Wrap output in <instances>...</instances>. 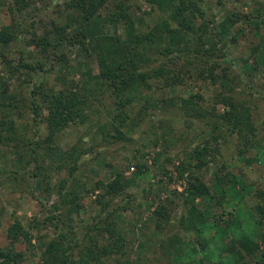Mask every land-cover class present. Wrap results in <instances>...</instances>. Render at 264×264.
<instances>
[{
  "label": "rangeland",
  "instance_id": "obj_1",
  "mask_svg": "<svg viewBox=\"0 0 264 264\" xmlns=\"http://www.w3.org/2000/svg\"><path fill=\"white\" fill-rule=\"evenodd\" d=\"M13 1L0 0V29L12 24L9 7L13 5ZM29 1L31 5L25 9L24 18L19 20L27 27L37 28L39 35L46 31L54 32L50 38L54 43H61L58 51L65 56L47 76L48 86L56 89L69 87L71 93L77 96L81 94L82 82H87L86 85L91 89L99 77L97 40L104 38L105 33H113L115 28L112 25L106 26L103 17L98 16L86 21L77 12L65 10L64 0ZM122 2L126 5L133 4L131 11L136 18L141 19L143 31L149 30L157 22V15L149 14L151 9L145 0H111V6ZM202 4L207 11L206 16L214 21V30L218 37L222 40L232 36L237 38L234 45H228L229 57L225 62L231 67L229 72L236 81L237 99L253 108L259 128L258 136L248 146L249 150L241 153V146L235 136L227 137L225 142H221L219 152L208 157V160L212 161L209 166L198 173L203 181L212 187V196L188 199L186 177L181 179L177 169L180 166L179 157H183L185 151H190L209 135L199 137L195 126L188 127L185 123L162 124L156 116H153L151 123L149 117L142 126L130 133L117 127L102 132L100 124L104 122L101 116L104 114L102 102L105 99L96 100L93 119L88 125L72 126L61 134L57 139L60 145L58 151L48 156L46 162L40 157L45 154L43 148L38 149L36 154L37 158L40 157L41 167L48 169L50 164L66 166V161L63 162L66 151L75 144L83 143L87 148L90 144L95 147L93 153L83 158V166L78 171V181L72 182L75 183L76 191L83 197L81 206L74 204L60 210L58 214L63 223H60L61 227L57 229L56 225L46 220L51 215L50 208L57 196L53 195L50 200L47 199V192L41 184L42 177L33 175L36 163H26L31 158V149L35 145L18 142L17 146L15 143L2 146L0 247L23 252L22 264H58L54 255L43 254L42 244L52 240L62 228L70 230L71 227L77 236L83 235L96 213L95 201L99 193H88L85 188L90 189L97 180L110 179L122 170H125L127 191L115 205L130 202L128 211L118 215L129 239L135 240L136 243L146 242L147 239L149 243L147 236L153 231L151 214L157 203L174 201L169 205L174 225L169 227L165 234L157 237L156 251L152 250L154 254L147 253L146 250L144 253L134 252L132 258L136 261L135 264H203L200 260L204 253L221 264H259L258 260L264 252V0H202ZM138 5H142V8ZM234 13L243 16L241 21L233 25L228 17ZM245 15L250 19L247 20ZM118 29L120 33L124 32L122 26ZM83 33L87 35L85 50L79 45L69 44L70 38L74 35L81 37ZM25 35L26 38L30 37L29 32H25ZM27 49L37 52L34 46ZM7 55L14 59L20 56L13 44ZM180 63L182 69L189 68L193 71V77L186 75V83L178 88H169L170 94L174 96L200 92L210 96L212 90L207 87V82L198 78L201 66L187 63L185 57H182ZM42 78L40 74L31 76L23 71L12 76L7 64L0 57V84L6 83L9 86V93L0 95V102L13 104L15 109L11 115L18 126L24 127L29 122L23 135L26 143L29 139H44L47 133L44 124L40 125L39 133L31 119L30 92ZM137 109L138 105L134 111ZM1 116L0 114V118ZM152 125L155 126L153 129ZM125 132L132 140L119 139ZM155 136L161 140L157 146L155 141H151L156 139ZM116 139L119 140L115 142ZM212 146L215 147L214 144ZM20 154L25 157L18 156ZM157 154H161V157L155 164ZM142 163L152 166V170L139 175L136 164ZM63 168L56 174L47 170L46 173L53 176V184L68 176V170ZM165 170L167 174H157V171ZM174 191L178 193L175 194ZM195 205L198 208H194ZM228 212L234 214L232 221L225 227L214 226L216 220ZM34 218H38L42 223L41 230L31 231L29 244L23 241L12 244L8 230L16 219L28 226ZM184 218V226L180 230L177 229ZM225 218L228 219V216ZM193 221L203 226L202 233L194 231L193 234ZM185 232H191V235L187 237ZM195 238L203 244L204 253L197 254L189 246L190 239ZM200 246L202 249V245ZM108 260L109 262L105 261L106 264L116 263L114 256Z\"/></svg>",
  "mask_w": 264,
  "mask_h": 264
},
{
  "label": "trees",
  "instance_id": "obj_2",
  "mask_svg": "<svg viewBox=\"0 0 264 264\" xmlns=\"http://www.w3.org/2000/svg\"><path fill=\"white\" fill-rule=\"evenodd\" d=\"M145 1L151 9L149 14L157 15V22L149 30L143 31L141 19L136 18L131 11L133 4L126 5L122 2L111 6V0H64L65 10L77 12L86 21L98 16L103 17L106 26L112 25L115 28L113 33H105L104 38L97 40L99 77L91 89L86 85L87 82H82L81 94L78 96L71 93L69 87L56 89L48 86L47 76L65 56L58 51L61 43H54L50 38L51 33L54 32L46 31L39 35L37 28L27 27L19 20L24 18L25 9L31 5L29 0H14L13 5L9 7L12 24L0 29V46L3 48L0 47V57L7 64L11 75L16 76L23 71L31 76L40 74L44 78L31 89L30 108L31 119L37 131L40 133L41 124L45 125L47 131L44 139H35V141L29 139L26 143L23 135L29 122L24 127L18 126L11 115L15 109L13 104L0 102L2 115L0 159L2 146H9L11 143L17 146L18 142L35 145L31 149V158L26 163L27 165L32 161L36 163L33 175L37 178L42 177L41 184L43 190L47 192V199L50 200L53 195L57 196L50 208L51 215L46 219L56 225L57 229L61 227L60 223H63L58 214L60 210L74 204L81 206L80 201L83 197L76 191L75 183L72 182L78 181V171L83 166L82 160L86 155L93 153L95 147L89 144L87 148L83 143L71 146L66 151L63 161H66V166L50 164L48 169L42 168L39 158L46 162L48 156L58 151L60 145L57 139L69 128L90 123L96 100L106 101L102 102L105 108L101 116L104 122L100 121L102 132L117 127L124 128L130 133L138 126H142L149 117L151 123L153 116H156L162 124L185 123L188 127L195 126L199 137L204 134L209 135L190 151H185L183 157H179L180 166L177 169L181 179L186 177L188 199H204L212 196V187L203 181L198 173L212 162L208 157L220 149L221 142H225L227 137L235 136L241 146L240 152L244 153L249 150V144L258 136L259 128L253 108L237 99L236 81L229 72L231 67L225 62L229 57L228 45H234L237 38L232 36L222 40L218 37L214 30L213 19L206 16L207 11L202 0ZM138 7L142 8V5ZM242 16L240 13H234L228 18L234 25L242 20ZM245 16L247 20L250 19ZM120 26L124 28L123 33L119 32ZM54 29L58 31L57 28ZM25 32H29V38H26ZM86 41L87 35L83 33L81 37L74 35L70 38L69 44L79 45L85 50ZM12 44L20 54L18 59L7 55ZM31 46L37 48V52L27 49ZM182 57H185L187 63L201 66L198 78L207 82V87L212 90L210 96L200 92H192L189 95L170 94L169 88H178L186 83L188 79L186 75L189 78L193 77L191 69H182L180 63ZM6 93H9V86L6 83L0 84V95ZM137 105L138 109L134 111ZM155 138L151 141H155L154 144L157 146L161 140L158 136ZM119 139L132 140L126 132ZM42 148L45 154L37 158V151ZM21 155L25 157L24 154L18 156ZM160 157L161 154H157L155 164L160 161ZM63 167L68 170V176L59 183L53 184V176L47 174V170L56 174L64 169ZM151 170L152 166L147 163L136 164L139 175ZM157 174H167V171H157ZM125 178V170H122L110 179L97 180L90 189L86 187L88 193L99 191L95 201L97 210L92 216L90 227L80 237L71 227L70 230L60 229L52 240L42 244L43 254L54 255L58 264H106L105 261L109 262L108 259L113 256L116 260L115 264H135L136 261L132 258L134 252L144 253V250L147 253L155 252L157 237L165 234L175 223L169 210V205L174 201L157 203L151 214L153 231L147 236L150 242L148 243L146 239V242L136 243L135 240L128 238L118 218L120 213L128 211L130 202L115 205L127 191ZM174 193L178 192L174 191ZM179 195L183 196V194ZM193 207L198 208L196 205ZM225 216H228V219ZM233 216L231 212L223 213L214 226H227ZM193 222L191 228L193 234L194 231L198 234L202 233L203 226L198 225L196 221ZM184 224L185 218L177 229H182ZM41 227L42 223L38 218H34L28 226L16 219L8 230V236L12 244L20 241L29 244L31 231L41 230ZM185 234L189 237L191 232ZM189 243L197 254L205 252L203 244L196 238L190 239ZM23 261V252L0 247V264H22ZM200 261L203 264H221L210 259L206 253L201 255ZM262 262H264V252L262 258L258 260L259 264Z\"/></svg>",
  "mask_w": 264,
  "mask_h": 264
}]
</instances>
